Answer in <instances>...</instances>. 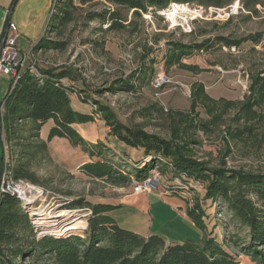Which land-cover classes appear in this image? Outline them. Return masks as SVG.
I'll return each mask as SVG.
<instances>
[{"label":"rangeland","instance_id":"1","mask_svg":"<svg viewBox=\"0 0 264 264\" xmlns=\"http://www.w3.org/2000/svg\"><path fill=\"white\" fill-rule=\"evenodd\" d=\"M244 1L231 0L220 9L171 3L164 9H149L140 16L121 9L125 24L132 23L133 29L106 32L104 21L85 19L92 12L103 13L114 6L101 0L81 6L74 0L77 7L74 20L57 37L49 31L56 23V17L50 13L55 0H18L9 22L17 30L16 48L25 55L21 73L29 69L39 74L63 71L84 96L111 108L117 119L133 131L180 147L190 155L189 159L210 170L264 177V94L251 90L254 79L264 75V0L254 8H246ZM11 5L12 0H0L3 10L7 11ZM257 35L258 43L248 38ZM216 37L241 44L231 48L216 44L181 59L180 66L167 65L174 44L193 45ZM40 38L64 42L65 46L58 50L33 49ZM160 74L168 82L155 89L153 81ZM14 85L8 76H0V103ZM125 86L133 90L127 91ZM72 106L84 114L89 110L74 96ZM1 112L0 107V119ZM50 127L47 122L41 128V138L46 139ZM110 130L108 124L96 118L81 127L80 134L87 145H103L102 157L115 163V178L150 160L141 157L142 150L118 144L110 136ZM97 147L100 148H93L95 152ZM11 152L14 150H10L1 130L0 192L2 186L6 190L5 173L16 159ZM95 159L103 158L90 159L80 147L53 140L48 146V156L37 158L32 165L36 183L13 186L12 190L25 194L18 196L13 191L29 216L36 239L41 238L37 221L49 220V214L65 210L74 212L75 218L59 228L58 233L45 236H62L71 228H79L69 235L84 237L87 225L83 229L75 223L79 219L87 223L89 209L65 208L80 200L119 205L117 221L122 228L141 237L160 235L168 245L202 240V231L187 217V211L200 206L209 236L219 243L229 238L247 243L248 230L231 217L227 207L204 200L205 185L182 181L170 173L162 177L156 169L141 182L131 176H124V184L96 180L78 169ZM24 196L36 197L38 201L26 209ZM225 250L240 262L245 261L235 249ZM15 264L51 263L33 254Z\"/></svg>","mask_w":264,"mask_h":264},{"label":"trees","instance_id":"2","mask_svg":"<svg viewBox=\"0 0 264 264\" xmlns=\"http://www.w3.org/2000/svg\"><path fill=\"white\" fill-rule=\"evenodd\" d=\"M93 1L99 0H78L81 6ZM101 1L114 8L103 13L92 12L86 16L85 21L97 19L104 21L107 24L104 30L106 32L133 29L132 23L125 24L121 9L132 12L133 16H140L141 13H148L149 9H164L171 3H189L220 9L231 2V0ZM244 2L246 8H254L261 0ZM76 10L74 0H55L50 13L51 17H56V23L49 31H53L57 37L62 36L60 30L66 29L73 22ZM248 38L254 43L259 42L258 35ZM216 44L231 48L238 47L241 41L216 37L199 44H174L167 65L180 66L181 59L188 58L196 52L207 51ZM64 46V42L43 41L40 38L32 47L58 50ZM69 80V76L63 71L43 74L37 73L36 70L26 71L0 103L2 108L0 131L3 130L4 139L10 150H14L11 154H16L15 162L5 173L7 184L36 183L31 173L33 163L39 157L48 156L50 142L66 141L73 147H80L90 159L103 158L79 166V171L92 179L124 184V176H131L141 182L151 170L156 169L162 177L170 173L182 181L205 185L204 200L224 204L231 217L248 230V241L244 243L241 239L229 238L219 243L215 237L208 235L203 221L204 210L197 206L196 210L187 211V217L202 231V240L199 243L187 240L168 245L160 235L141 237L122 228L117 221L119 205L91 204L80 200L66 205L65 208L89 209L87 223L83 219L75 223L83 229L87 225L84 237L43 236L36 239V232L27 212L22 209L21 202L16 196L3 193L0 194V264H15L16 261L33 254L45 257L51 264H264L263 176L240 171L210 170L202 163L189 159L190 155L180 147L133 131L130 126L117 119L111 108L90 101ZM124 89L130 91L133 87L125 86ZM251 90L260 95L264 94V75L254 79ZM73 96L89 108L86 114L74 109ZM96 118L110 126V136L118 144L126 148L140 149L141 157L150 160L140 167L127 169L124 176L118 175L115 178V163L102 157L103 145H87L80 134V128L92 123ZM47 122L51 123V127L46 139H43L41 128ZM25 128L27 129L24 130ZM96 146L100 148L97 147L95 152L93 148ZM162 159L165 162H162ZM29 208L30 206H26V209ZM227 247L235 249L245 261L237 260L234 254L225 250Z\"/></svg>","mask_w":264,"mask_h":264},{"label":"built area","instance_id":"3","mask_svg":"<svg viewBox=\"0 0 264 264\" xmlns=\"http://www.w3.org/2000/svg\"><path fill=\"white\" fill-rule=\"evenodd\" d=\"M17 39H18L17 30H16L15 26L9 22L8 28L4 32L3 46L0 50V76H2V75L8 76L9 79L13 82V85L18 81L20 76L23 74L21 72H22V66H23L24 61H25L24 53L19 51L16 48ZM29 70L35 71L34 69H29ZM153 82H154V84H153L154 88L159 89L164 84H166L168 82V79L163 74H160L154 79ZM20 184L24 185V182H19L17 184H10V185L8 184L6 186V190H4L3 186H2V190H1L0 194L10 193L11 195H14L13 191H15V190H12L13 186L14 185L17 186ZM25 184H27V183H25ZM15 193L18 196L25 195V194L21 195V194L17 193L16 191H15ZM25 197L26 196H24V198Z\"/></svg>","mask_w":264,"mask_h":264},{"label":"bare ground","instance_id":"4","mask_svg":"<svg viewBox=\"0 0 264 264\" xmlns=\"http://www.w3.org/2000/svg\"><path fill=\"white\" fill-rule=\"evenodd\" d=\"M25 200L24 205L26 206H31L33 205L35 202L38 201V199H36V197H32V198H27V196L24 198ZM49 220H43V221H37V223H40V235L39 237L45 236L48 233L51 234H56L58 233V229L61 228L64 224H70V223H66V222H70V220H72L73 218H75V213H71L68 211H60V212H55V213H51L49 214ZM79 231V228L73 229L71 228L70 230H68L67 234H62V237H67L69 236L70 233L72 232H76ZM56 237V236H55ZM59 237V236H57Z\"/></svg>","mask_w":264,"mask_h":264},{"label":"crops","instance_id":"5","mask_svg":"<svg viewBox=\"0 0 264 264\" xmlns=\"http://www.w3.org/2000/svg\"><path fill=\"white\" fill-rule=\"evenodd\" d=\"M14 1H12L13 3ZM9 10L8 9L7 11L6 10H3L2 8H0V33L2 32V28L4 26V23L6 21V19L8 18V13H9Z\"/></svg>","mask_w":264,"mask_h":264},{"label":"water","instance_id":"6","mask_svg":"<svg viewBox=\"0 0 264 264\" xmlns=\"http://www.w3.org/2000/svg\"><path fill=\"white\" fill-rule=\"evenodd\" d=\"M17 1H18V0H14V2L12 3V5H11V7H10V10H9V13H8V18H7L6 23H5L4 31H6L7 28H8V25H9V16H10V13H11L13 7H14L15 4L17 3ZM3 41H4V36H3V39H2V41H1V43H0V49H1L2 46H3Z\"/></svg>","mask_w":264,"mask_h":264}]
</instances>
